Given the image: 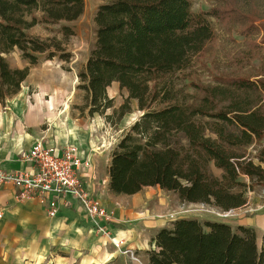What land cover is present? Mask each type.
Masks as SVG:
<instances>
[{"label": "trees", "instance_id": "obj_1", "mask_svg": "<svg viewBox=\"0 0 264 264\" xmlns=\"http://www.w3.org/2000/svg\"><path fill=\"white\" fill-rule=\"evenodd\" d=\"M99 1L95 43L77 73L83 105L75 108L81 118L98 115L115 128L132 113V101L141 113L110 152L111 193L131 196L157 186L183 204L243 208L247 192L264 185V56L254 76L187 84L183 73L215 37L207 19L213 12H193L190 0ZM83 11V0H0L1 104L19 93L29 74V68L11 69L5 55L17 48L31 66L43 53L70 61L61 41L28 30L70 23ZM61 33L65 39L74 34L66 26ZM112 84L127 95L107 114ZM151 243L147 264H264V243L259 247L247 226L176 219Z\"/></svg>", "mask_w": 264, "mask_h": 264}, {"label": "crops", "instance_id": "obj_2", "mask_svg": "<svg viewBox=\"0 0 264 264\" xmlns=\"http://www.w3.org/2000/svg\"><path fill=\"white\" fill-rule=\"evenodd\" d=\"M57 66L58 70H51L43 65L38 75L21 84L18 94L0 104V171L29 170L30 165L21 162L20 157L36 140L55 145L58 149L67 144H77L81 157L90 163L80 173L85 189L99 198L112 213L110 233L116 239L125 240L126 246L132 248L137 257L141 255L142 263L147 264L145 256L154 247L152 239L159 230L171 227L174 220L166 216L183 203L174 193L157 186L144 188L131 196L111 193L107 173L110 158H99L100 155L93 153L95 150L90 151V147L87 152L80 147V144L87 143V137L81 133L89 127L84 119L75 117L70 119V124L65 114L67 104L60 114H56L54 97L43 102L46 93L60 91L68 95L72 90L60 64ZM52 78L61 82L49 84ZM28 85L33 88L31 95L27 91ZM16 190L10 185L0 186V255H16L33 264H132L126 256L113 249L110 242L94 232L91 221L70 196L58 202V214L49 218L45 206L34 199L18 200ZM248 205L249 202L243 208L232 210L239 215L236 227L255 229L258 240V235L264 230V214L259 219L257 216L255 219L244 217ZM184 218L198 220L193 216L181 219Z\"/></svg>", "mask_w": 264, "mask_h": 264}, {"label": "rangeland", "instance_id": "obj_3", "mask_svg": "<svg viewBox=\"0 0 264 264\" xmlns=\"http://www.w3.org/2000/svg\"><path fill=\"white\" fill-rule=\"evenodd\" d=\"M190 2L192 11L195 13H208L210 11L215 14V16L207 18L214 30L215 37L206 47V51L193 61L192 67L183 73L182 77L187 84L193 82L199 85H213L218 84L219 77L241 76V74L254 76L264 56V44L262 43L264 38V0H190ZM99 5H101L99 0H83L84 11L78 19L70 23L61 21L57 25H38L28 30L30 35L41 40L58 39L61 41L64 53L71 56L70 61L64 62L59 60V58L47 60L48 54L43 53V55H38L39 61L37 65L40 66L37 67V65H29L22 58L17 48H13L10 53L5 55L11 69L29 68V74L32 73V75L28 80L24 81L25 83L32 80V76L38 75L43 65L47 66L48 69L58 70L57 65L60 64L66 77V82H68L72 90H70L68 95L60 91L46 93L43 102L50 101V97H54L56 114H60L64 110V104H67L68 108L65 114L70 124L72 123L70 119L74 120L75 117H80L79 111L75 107L83 105V94L76 89L78 85L77 73L85 65L89 51L95 43L96 27L93 18ZM64 26L71 28L74 32L68 39L63 38L61 33V29ZM244 34H247V36ZM255 44L261 48L260 51V48H256ZM60 82L58 79L52 78L49 84L56 85ZM24 87L26 86L24 85ZM27 91L28 94H33L32 85H28ZM126 95L124 90H119L117 84H112L107 89V96L113 99L114 106L112 109L107 110L106 113L112 114V110L117 109L123 103ZM131 109L132 113L127 114L116 128L110 126L98 115L83 118L89 127L88 130H81V133L87 137V143H84L85 145L80 144V147L86 152L90 147V151L95 150L93 153L97 156L100 155L99 158L109 157L121 135L141 116V113L136 110V102H131ZM211 170L216 175H220L219 170L214 168H211ZM241 181L247 182L246 178H242ZM246 198L249 205L247 211L243 213L244 217L255 219L254 217L257 216L259 219L264 214V185L255 188L253 191H248ZM183 205L172 211H180L181 209L192 210L183 216H193L201 221H223L228 223L232 229H236V221H238L239 215L233 212L230 213L228 218H220L212 213V209L207 207H205L206 211H202L203 206L200 204ZM172 211H169V213ZM219 211L218 209L213 210V212ZM258 236L257 245L261 247L262 243H264V230ZM135 257L139 263L127 258L132 264H143L141 255L137 257L135 254ZM0 264L33 263H27L16 255H0Z\"/></svg>", "mask_w": 264, "mask_h": 264}, {"label": "built area", "instance_id": "obj_4", "mask_svg": "<svg viewBox=\"0 0 264 264\" xmlns=\"http://www.w3.org/2000/svg\"><path fill=\"white\" fill-rule=\"evenodd\" d=\"M32 145L30 150L20 157L21 162L30 165L29 170L16 172L1 170L0 186L10 185L17 189L16 198L20 201L37 200L40 205L45 206L49 218H54L58 214V202L70 196L81 206L97 235L110 242L120 255L139 263L134 250L126 246L125 240L116 239L110 233L112 213L101 204L99 198L85 189L80 173L84 168H88L90 163L81 157L78 145L67 144L58 149L55 145L43 143L42 140H36ZM205 209L203 206L202 211H206ZM188 211V209L172 211L166 217L172 220L181 219ZM231 212L232 210L229 212L212 210V213L220 218H228Z\"/></svg>", "mask_w": 264, "mask_h": 264}]
</instances>
